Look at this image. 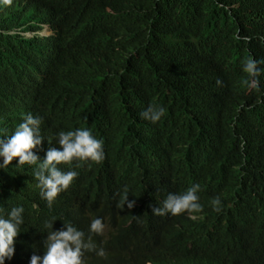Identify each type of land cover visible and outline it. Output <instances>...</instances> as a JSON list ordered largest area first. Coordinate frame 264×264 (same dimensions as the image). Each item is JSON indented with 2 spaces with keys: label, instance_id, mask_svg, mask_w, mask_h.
Wrapping results in <instances>:
<instances>
[{
  "label": "trees",
  "instance_id": "16d2710c",
  "mask_svg": "<svg viewBox=\"0 0 264 264\" xmlns=\"http://www.w3.org/2000/svg\"><path fill=\"white\" fill-rule=\"evenodd\" d=\"M44 25L50 36L18 33ZM249 57L264 61V0H0V139L31 114L40 161L78 128L105 157L58 166L78 176L51 207L38 165L0 168V217L24 209L4 264L42 259L68 223L107 254L86 251L84 264H264V63L250 90ZM150 105L165 109L157 123L142 118ZM195 184V219L152 214ZM97 218L103 235L89 231Z\"/></svg>",
  "mask_w": 264,
  "mask_h": 264
},
{
  "label": "clouds",
  "instance_id": "9594fccd",
  "mask_svg": "<svg viewBox=\"0 0 264 264\" xmlns=\"http://www.w3.org/2000/svg\"><path fill=\"white\" fill-rule=\"evenodd\" d=\"M6 6H10L12 0H2ZM47 28L50 33H41ZM12 32L11 34H14ZM18 33L25 35L26 38H32L35 35L50 36L52 34L48 25L42 26L41 31L36 33L27 32ZM27 34H33L28 37ZM264 61H257L249 57L243 66V72L247 74L248 79L243 83L251 90L259 88V79L261 69L259 64ZM217 85H221V81L217 80ZM142 118L157 123L165 115V109L159 106L150 105L142 114ZM41 123L38 117L31 114L25 116L24 121L19 124L15 132L8 139H0V159L2 164L0 168L7 167L15 160L17 166L38 165L35 171V178L38 180V187L41 189V196L47 201L49 207L52 206L57 196L66 191L74 179L78 176L76 171H62L60 165H72L78 162L77 167L81 163L91 162L99 164L104 160L103 141L95 138L90 130L86 128H78L67 132L60 131L58 133L59 148H49L45 154V158L40 161L39 157L33 152V149L39 148L42 144ZM200 185L195 184L189 187L182 194L169 193L162 202L161 207H154L152 214L156 216H165L171 214L178 216L187 213L190 218L195 219V213L203 211V206L199 202L197 195ZM127 205L128 209H132L135 200L128 201L127 189L122 196V207ZM212 208L219 213L221 209L220 197H216L211 201ZM22 207H14L7 214V218L0 217V264H4L5 259H11L14 254V238L20 232V226L23 224ZM55 220V218H53ZM53 223L46 224V227L52 229ZM90 233L103 235L105 225L102 220L93 219L90 223ZM46 253L41 257L33 255L30 264H84V253L95 251L99 257H106L103 248L96 249V245L89 235L85 239L83 231L78 230L71 223L65 224L59 231H51L47 235L45 241Z\"/></svg>",
  "mask_w": 264,
  "mask_h": 264
},
{
  "label": "bare ground",
  "instance_id": "6f19581e",
  "mask_svg": "<svg viewBox=\"0 0 264 264\" xmlns=\"http://www.w3.org/2000/svg\"><path fill=\"white\" fill-rule=\"evenodd\" d=\"M65 2V1H64ZM83 5V4H82ZM80 7H81V5H80ZM38 10V9H37ZM36 10V11H37ZM55 10V9H54ZM101 10V9H100ZM40 11V10H39ZM42 15H44V14H42ZM48 15V14H47ZM41 16V15H40ZM46 21V20H45ZM152 30V29H151ZM143 36H145V34L143 35ZM165 37V36H164ZM165 40V39H164ZM142 43H143V41H142ZM161 43H162V41H161ZM141 45V44H140ZM162 45V44H161ZM157 52V51H156ZM160 52V51H159ZM160 58V57H159ZM146 67V66H145ZM151 67H153V66H150V68ZM147 69V68H146ZM172 70V69H171ZM152 71V70H151ZM161 71V70H160ZM187 112V111H186ZM161 153H162V151H161ZM152 167V166H151ZM160 169V168H159ZM102 196H104V195H102ZM104 202V201H103ZM108 202V201H107ZM79 209V208H78ZM90 225V224H89Z\"/></svg>",
  "mask_w": 264,
  "mask_h": 264
},
{
  "label": "rangeland",
  "instance_id": "374dc122",
  "mask_svg": "<svg viewBox=\"0 0 264 264\" xmlns=\"http://www.w3.org/2000/svg\"><path fill=\"white\" fill-rule=\"evenodd\" d=\"M45 31H42L41 33H45V34H48L50 33L49 30L47 28L44 29ZM28 37H31L33 36V34H27Z\"/></svg>",
  "mask_w": 264,
  "mask_h": 264
}]
</instances>
